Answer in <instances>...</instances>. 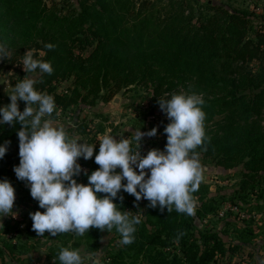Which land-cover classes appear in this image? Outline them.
<instances>
[{"label": "trees", "instance_id": "obj_1", "mask_svg": "<svg viewBox=\"0 0 264 264\" xmlns=\"http://www.w3.org/2000/svg\"><path fill=\"white\" fill-rule=\"evenodd\" d=\"M156 4L143 0L136 10L135 0H81L79 10L62 14L44 0H0V43L8 52L12 50L11 64L27 50H35V58L52 62L53 72L40 73L35 87L52 95L56 108L94 104L112 83L115 89L105 100L138 83L152 85L155 95L165 99L179 85L205 92L208 139L196 151L224 169L241 167L242 179L235 193L255 190L264 175V125L258 119L264 111V17L258 19L254 12L213 0L204 1L196 11L188 0ZM47 43L55 47L48 49ZM251 63L257 64L255 69L249 68ZM71 77V94L58 92V83ZM19 103L26 106L24 101ZM217 115L222 117L210 130L208 122ZM161 122L166 127L170 120L166 117ZM21 127L18 123L0 126V144L10 142L0 159V179L10 180L16 192L20 190L17 182H23L14 172L20 161L17 132ZM158 143L163 150L167 143L164 131ZM81 165L88 173L99 168L95 158ZM83 170L75 178L86 184ZM256 194L264 205V188ZM119 195L123 200L118 197L116 203L121 210L136 215L131 211L135 196L123 190ZM193 196L192 216L174 208L168 212L150 207L148 201L134 241L108 251L110 263L214 264L225 253L224 242L217 231L198 223L216 211L218 199L202 183ZM21 204L32 212L44 211L30 190L21 197ZM71 234L75 233L56 236L66 240ZM103 234L104 230L92 227L76 235L97 251ZM254 235L253 229L239 233L233 250L251 246ZM172 246L178 252L168 251ZM62 248L54 245L53 257L58 259Z\"/></svg>", "mask_w": 264, "mask_h": 264}, {"label": "clouds", "instance_id": "obj_2", "mask_svg": "<svg viewBox=\"0 0 264 264\" xmlns=\"http://www.w3.org/2000/svg\"><path fill=\"white\" fill-rule=\"evenodd\" d=\"M45 47L53 49L55 45L47 43ZM5 57L7 47L0 43V60ZM20 64L27 75L8 92L10 103L0 106V126L22 125L17 132L20 161L14 172L19 180L27 182L31 196L44 209L29 214L38 236H44L46 231L51 236L66 232L82 236L92 227L102 231L115 228L121 236L120 243L131 244L141 217L121 210L116 203L118 197L123 200L121 190L135 196L136 201H149L153 208L195 214L193 194L199 190L205 171L196 149L208 139L202 94L180 92L167 99L159 98V106L170 120L164 128L167 143L163 150L153 148L141 154L143 137L157 135V127L147 132L135 128L134 136L128 138L105 134L95 154L99 168L88 173L78 160L92 158L96 143L74 138L63 126L55 125L53 114L59 116V112L54 97L39 91L37 81L28 76L36 70L51 74L52 62L35 58L33 51L27 50ZM19 101L26 102L23 111ZM9 143L0 144V159ZM82 170L87 176L86 184L75 178ZM15 199L12 182L0 179V218L14 213ZM102 255V251L91 253L90 264H97ZM58 259L60 264H86L89 257L69 246L60 250ZM259 264H264V259Z\"/></svg>", "mask_w": 264, "mask_h": 264}, {"label": "rangeland", "instance_id": "obj_3", "mask_svg": "<svg viewBox=\"0 0 264 264\" xmlns=\"http://www.w3.org/2000/svg\"><path fill=\"white\" fill-rule=\"evenodd\" d=\"M48 6H54L62 14H67L71 9L79 10L81 0H44ZM143 0H135L136 10L141 7ZM160 5L165 0H150ZM207 0H188L195 11ZM222 2L231 9H244L248 12H254L258 19L264 17V0H213ZM152 9V8H151ZM164 12V11H163ZM33 53L35 50H32ZM12 50L8 52V57L0 60V106L10 103L9 93L14 89L16 83L23 79L27 73L22 64V58L16 60L13 64L8 60ZM256 63H251L249 68H256ZM40 72L28 73L30 78L38 81ZM73 77L61 80L57 85L58 92L71 94V88L74 86ZM113 83L109 88H104L101 95L94 104H78L68 109L56 108L59 116L53 114V123L57 126H63L68 133L77 139L86 140L89 143H96V150L92 158L99 151V140L105 134L115 135L117 139L134 136L135 128L147 132L153 127L158 128L157 135L144 136L141 142V154L146 155L153 148H160L159 141L163 137L164 124L162 118H166L159 106V98L156 96L152 85L132 84L128 88L118 91L112 98L105 100L111 89H115ZM183 92L186 94L195 93L189 88L179 85L173 92ZM167 93V92H165ZM164 93V94H165ZM202 97H205L204 93ZM166 95V94H165ZM163 97V96H162ZM166 97V96H165ZM171 97V96H169ZM20 107V103H19ZM25 107H20L23 111ZM217 115L213 121L208 122L210 130L215 129V121L221 119ZM264 125V111L258 118ZM133 145L136 142L133 140ZM162 150V149H161ZM86 161L79 158L80 164ZM200 162L204 167V179L202 184L209 185L210 192L218 199L217 209L199 222V227H208L217 231L221 236L225 253L221 255L214 264H259L264 259V205H260L257 190L264 188V175L259 178L260 185L255 190H248L246 193H235L239 189V183L242 179L241 167L224 169L216 165L209 159L200 156ZM120 169L118 168L117 171ZM20 190L16 192L12 215H5L0 218V264H56L58 259L52 255V247L60 245L61 247L77 248L83 256L89 257L86 264H90L92 259L90 254L96 252L79 239L76 234L71 237L59 238L51 236L47 231L44 236H38L32 229V219L30 213L32 210L21 204V197L30 190L27 182H17ZM148 201L134 199L131 211L136 215H142L147 207ZM15 215V216H13ZM245 229H253L254 237L251 246L241 245L233 250V246L238 243L239 233ZM121 237L114 230H104L103 237L99 243V250L103 255L97 258V264H109V252L114 251L120 246ZM168 251L175 253L178 249L174 246L167 248ZM139 264H145L139 260Z\"/></svg>", "mask_w": 264, "mask_h": 264}, {"label": "built area", "instance_id": "obj_4", "mask_svg": "<svg viewBox=\"0 0 264 264\" xmlns=\"http://www.w3.org/2000/svg\"><path fill=\"white\" fill-rule=\"evenodd\" d=\"M110 261H111L110 258H108V263H109V264H111Z\"/></svg>", "mask_w": 264, "mask_h": 264}]
</instances>
